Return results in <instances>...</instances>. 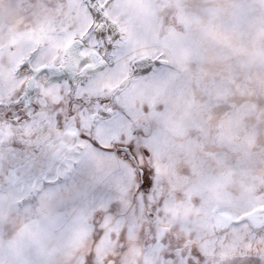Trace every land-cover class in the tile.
Here are the masks:
<instances>
[{
	"label": "snow or ice",
	"instance_id": "1",
	"mask_svg": "<svg viewBox=\"0 0 264 264\" xmlns=\"http://www.w3.org/2000/svg\"><path fill=\"white\" fill-rule=\"evenodd\" d=\"M7 13L0 264H264V190L232 201L219 151L226 174L193 183L199 207L173 215L136 103L177 61L231 59L233 41L258 39L264 62V0H15Z\"/></svg>",
	"mask_w": 264,
	"mask_h": 264
},
{
	"label": "rangeland",
	"instance_id": "2",
	"mask_svg": "<svg viewBox=\"0 0 264 264\" xmlns=\"http://www.w3.org/2000/svg\"><path fill=\"white\" fill-rule=\"evenodd\" d=\"M14 5L15 0H0V15L13 27L17 21L7 10ZM232 47L231 59L208 51L175 62L167 81L136 101L147 110L140 121L152 131L148 163L156 170L159 192L181 219L201 203L195 193L189 199L193 183L226 174L216 159L219 151H227L235 166L225 186L232 201H243L253 183L264 190V62L258 39L233 41Z\"/></svg>",
	"mask_w": 264,
	"mask_h": 264
}]
</instances>
